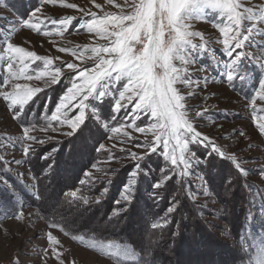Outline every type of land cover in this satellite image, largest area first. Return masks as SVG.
Returning <instances> with one entry per match:
<instances>
[{
    "label": "rangeland",
    "instance_id": "obj_1",
    "mask_svg": "<svg viewBox=\"0 0 264 264\" xmlns=\"http://www.w3.org/2000/svg\"><path fill=\"white\" fill-rule=\"evenodd\" d=\"M134 0H57L56 4L41 5L40 0H33L32 10L25 16L19 13V7L14 0H3L0 2V92H12L15 84L27 85L29 88H40L41 91L53 86L49 83L50 76L43 75L37 79L40 73L54 71L60 67L65 74L69 73L66 68L67 63H76L81 68L94 67L95 59L92 56L91 47L107 45L108 41L96 36L95 33L87 31L88 22L105 14L120 15L122 12L128 14L133 11L131 5ZM138 3V0H135ZM241 4L238 12L245 13V17L252 16L251 20L245 18L241 22V32L248 34V29L255 25V30L251 33L250 40L245 42V47L238 51L251 53L252 55L244 60V63L237 68L239 75L235 76L233 82L229 83L224 75L223 65L229 61L222 51L223 45L219 42L223 39L220 35L217 24L223 26L227 23V18L222 17L217 10L203 8L199 0H192L188 9L192 15H203V19H193L191 31H199L204 39L193 38V43H204L203 50H189V57L193 60L186 65V78H190L191 83L187 85H177L182 95L183 101L190 122L201 132L206 134L214 144L220 148L227 156H236L245 170L242 176L252 184L255 198L264 201V134L259 131V124L264 123V100L256 97V90L259 80L264 77V70L259 69V63H264V0H237ZM67 4L76 5L75 8L66 7ZM99 6V7H98ZM36 7H41L42 12L39 17L43 20L39 33L25 28L22 21L27 19ZM21 16H20V15ZM67 16L74 17L72 24L62 32L59 20ZM56 21L57 23H53ZM45 33H48L47 35ZM23 48L26 52H33L36 56L52 60L51 65H45L44 59H26L23 64L19 60H9V54L4 51L7 44ZM60 48L74 49L72 51L61 52ZM254 57H259V63ZM12 64L11 73L20 74L23 69V76L15 78L10 74L8 64ZM177 66L180 62L176 61ZM76 73H72L75 76ZM31 76L32 79L25 77ZM247 79H242V77ZM7 77V82L5 78ZM61 79H65L63 76ZM122 81L117 85V89H122ZM76 83H80L76 80ZM70 80L69 85L70 87ZM67 87V88H68ZM113 92L111 99L118 98V90ZM66 91V89H65ZM64 91V92H65ZM63 92V94H64ZM191 93V95H189ZM62 94V95H63ZM61 95V96H62ZM60 96V97H61ZM10 102H5L0 97V170L7 169V172L0 171L6 176L9 184L14 186L15 197L10 196L2 190L0 182V264H127L134 262L136 257L130 246L114 242H100L85 239L78 236H70L64 233L56 225L44 221L39 213L28 207L23 200V195L34 193L33 181L31 180L28 168L24 164L25 154L23 147L30 145L31 148L46 145L54 140L66 137L64 133L70 131L67 125H60L58 121L51 120V114L44 115L42 122L36 126L20 124L19 118L14 113L23 110L17 106L10 108ZM58 103V101H57ZM56 103V105H57ZM132 104L120 112H113V116H119L123 127L103 126L107 130V139L103 147L129 154L135 152L138 156H144L146 147L141 144L151 145L155 143L153 132L140 133L135 127H128L129 124L147 128L153 119L150 114L141 111L138 119H133ZM55 105V107H56ZM26 106V105H25ZM55 107L53 111L55 110ZM196 112H201L202 116L196 118ZM78 114L77 109H72L69 118H74ZM87 114H92L89 108ZM29 129V135L43 140L41 144L37 141H27L24 139L23 129ZM112 128H120L118 133L111 131ZM53 129H56L55 131ZM124 133H128L126 136ZM243 134V135H241ZM191 146L210 152L204 144H191ZM157 153H163V142L158 145ZM186 155H188L186 153ZM127 159L116 162H105L95 166L87 173V178L107 175L112 169L121 166ZM163 156V155H162ZM164 158V157H163ZM212 159L229 161L221 158L218 154H212ZM15 161H22L16 164ZM170 162V160L168 161ZM171 164V162H170ZM201 161L199 163V167ZM173 166V165H172ZM193 164L188 175H183L184 166L178 165L176 172L185 177L193 192L190 195L201 207L207 210L205 219L210 226L221 237L222 240L231 243L226 235V226L220 219V207L216 199L210 192L205 181V172ZM207 172L208 168L205 165ZM222 168V166H221ZM203 170V168L201 169ZM239 171V170H238ZM257 194L259 197H256ZM264 206L263 204H260ZM21 217L17 219V217ZM249 222L246 234L244 235V245L252 251V264H259L264 259V240L261 237L251 238ZM51 234L59 242L56 252L59 258L53 254L52 245L49 243L48 235ZM264 236V235H263ZM255 251V252H254ZM127 252V254H125Z\"/></svg>",
    "mask_w": 264,
    "mask_h": 264
},
{
    "label": "trees",
    "instance_id": "obj_2",
    "mask_svg": "<svg viewBox=\"0 0 264 264\" xmlns=\"http://www.w3.org/2000/svg\"><path fill=\"white\" fill-rule=\"evenodd\" d=\"M14 2L22 16L32 10L33 0ZM68 85L69 79H60L34 96L25 106L26 117L22 111L24 118H19L20 124L31 127L40 124L44 115L53 112ZM112 107L111 99H106L105 116ZM90 115H86L87 127L77 137L54 140L32 148L35 151L25 155L24 164L34 189V193L23 195L28 207L70 236L130 246L136 260L127 264H252V251L245 247L244 235L250 219L251 238L264 240V206L260 205L264 201L260 198L254 201L252 184L240 171L229 161L210 159L205 163L206 151L190 148L204 157L197 169L206 171L205 181L219 204L229 243L205 219L207 210L190 195L193 190L189 189V181L157 152L140 161L141 170L135 177L134 200L130 205L121 200L120 193L131 178L136 161L128 160L107 175L88 179L87 173L95 166L129 156L100 147L108 136L103 126H120L119 116L111 113L114 119L100 120L98 124L99 117L88 119ZM54 148L57 151L52 152ZM164 175L169 179L159 189L153 188ZM72 191L77 192L76 197L70 195ZM84 198L88 199L87 204ZM171 204L176 209L168 213ZM154 223L160 227L153 229Z\"/></svg>",
    "mask_w": 264,
    "mask_h": 264
},
{
    "label": "snow or ice",
    "instance_id": "obj_3",
    "mask_svg": "<svg viewBox=\"0 0 264 264\" xmlns=\"http://www.w3.org/2000/svg\"><path fill=\"white\" fill-rule=\"evenodd\" d=\"M56 2L57 0H40L41 5L56 4ZM108 2L111 3L112 0H108ZM60 3H63V0H60ZM125 3L127 4V0ZM191 3L192 0H138V3L134 0L131 5L133 11L128 14L123 12L120 15L108 13L103 17L96 18L93 13V19L86 26L87 31L108 41L106 46L91 47L92 56L89 59H95L94 67L81 68L76 63H67L66 68L69 70L67 74L62 72L60 67H56L54 71L40 73L37 76V79L43 75L50 76L49 83L51 85L59 83L62 76L70 80L71 86L59 98L51 115L52 121H58L60 125L68 126L70 131L64 133L68 137H77L87 127L85 113L89 108L92 109V114L88 119L98 116V124L100 120L114 119L111 113H118L121 109L127 108L129 104H132L134 98L136 103L133 107V119H138L137 114L141 111L150 114L154 122L147 128L135 126L134 123L128 125V127H135L137 132H153L155 135V143L139 145L147 149L144 156H138L135 152L130 153V158L136 163L134 170L131 171V178L122 186L123 190L120 193L121 200L129 205L134 200L133 185L136 184L135 177L141 170L140 161L149 154L157 152L161 141L163 142L162 155L164 159L170 160L173 166L183 165V175L185 176L188 175L193 164L198 166L200 161L204 159L203 156L190 150L191 144H204L211 149L210 152H206L208 160L205 163L210 161L212 154H218L221 158H227L231 165L241 173L245 171L236 156L225 157V153L209 139L208 135H202L196 130L187 117L186 110H184L185 96L176 87L191 83L190 78L185 76L187 72L185 66L193 62L189 57V50L194 51L197 48L203 50L205 48L204 43H193V38L200 37L203 41L204 37L201 32L190 30V22L193 19H203V15L190 14L188 9ZM199 3L204 9L217 10L222 17L227 18V23L223 26L217 24L216 27L219 28L220 35L223 37L219 41L223 45L222 51L230 58L223 65V68L226 80L231 83L235 76L239 75L237 68L252 55L248 52L238 51L245 47V42L250 40L251 33L255 30V25L248 29L247 35L240 30L242 20L245 18L252 19L251 15L245 17V13L250 10L245 9L244 12H238L241 4L237 0H199ZM66 7L75 8L76 5L67 4ZM41 12V7H36L29 17L22 21L23 26L39 33L43 24V20L38 15ZM73 20L74 17L72 16L59 20L60 28L57 30L60 32L66 30ZM53 23L57 22L53 21ZM4 51L9 54V60H19L21 64L26 59H44L46 66L52 64L51 59L36 56L35 53L26 52L23 48L11 43L7 44ZM59 51H72L75 54L74 49L60 48ZM254 59L259 63V57H254ZM176 61L180 62V66L174 63ZM8 69L15 78L23 76V69L19 75L11 73V63L8 64ZM259 69L264 70V63H259ZM72 73H76V75L72 76ZM25 78L32 79L31 76ZM242 79H247V77H242ZM76 80H79L80 83H76ZM122 81H126L123 83L122 89H117V85ZM5 82H7V77ZM111 89L118 90V98L115 99L111 112L105 116V100L107 97L113 96ZM40 92V88H29L27 85L15 84L12 92H0V97H3L5 102H10L8 105L10 108L15 109L19 106L24 111V117H26L25 105H28L34 96ZM256 97L264 100V77L259 80ZM74 108L78 110V114H74V118H69V113ZM14 115L17 118H24L21 117L20 111H16ZM201 116V112H196V118ZM258 127L260 133L264 134V123L259 124ZM111 131L118 133L120 128H112ZM23 133L25 140L37 141L36 137L29 135L28 128H24ZM124 134L128 135V133ZM37 142L44 143L43 140ZM100 147L103 148V145ZM30 151H35V149H32L30 145L23 147L25 155ZM55 151L57 149H52V152ZM50 155L45 158H50ZM15 163L20 164L22 161H15ZM0 171L7 172L8 170L2 169ZM163 171L162 168L161 172ZM168 179L169 177L164 175L160 182L153 184V188L159 189ZM0 182H2V190L15 197L14 186L9 184L5 175L0 174ZM70 195L76 197L77 192L72 191ZM193 199H195L194 195ZM83 202L87 204L88 199L84 198ZM175 209L176 205L171 204L167 212L172 213ZM19 218L21 217L18 216L17 219ZM151 227L155 229L160 225L154 223ZM48 240L53 246V254L59 258L55 247L59 242L51 234L48 235ZM61 264H63L62 261ZM259 264H264V259H261Z\"/></svg>",
    "mask_w": 264,
    "mask_h": 264
}]
</instances>
